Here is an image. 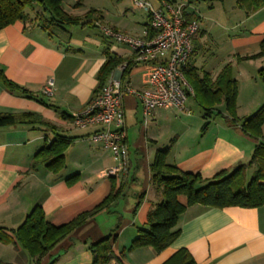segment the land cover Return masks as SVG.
Listing matches in <instances>:
<instances>
[{"label":"crops","instance_id":"obj_1","mask_svg":"<svg viewBox=\"0 0 264 264\" xmlns=\"http://www.w3.org/2000/svg\"><path fill=\"white\" fill-rule=\"evenodd\" d=\"M157 1L156 6L150 0L146 2L160 8L161 2L168 0ZM228 1L219 4L228 19V25H222L223 31L230 33L215 44L221 49L223 45H229V52L206 72L215 77L225 65L232 64L239 84L237 115L243 120L264 104V83L257 77L258 70L264 67V59L239 63L236 56L259 52L264 37V7L246 15L237 6V0H232L231 5ZM77 2L82 5L74 8ZM107 2L115 5L117 13L108 9ZM126 2L63 0L64 9L73 15L83 16L90 9L98 10L103 21L94 26L97 33L78 26L56 30L49 35L37 26H25L22 22L0 30V71L35 98L52 105L47 107L34 98L10 92L0 81V112L39 114L60 128L63 135L77 138L66 152V168L60 174H54L44 166L30 169L34 154L55 138L49 129L25 125L0 129V228L12 235L11 230L19 228L36 206L43 208L51 225L61 226L102 202L111 193L113 181L117 188L122 189L109 211L101 212L76 229L40 262L30 259L15 244L0 242V264H50L55 260L56 264H92L90 244L109 236L117 226L113 257L108 264H164L183 248L189 251L197 264H264V206L255 209L191 206L179 219V237L165 250L156 253L153 248L146 247L122 255L138 231L148 228V214L161 201L152 185L150 172L156 152L162 150L154 124L163 119L170 120V111L178 110H158L146 127L143 120H138L137 123L146 128L142 141L131 119L132 116L135 118L139 108L142 110V105L133 95L124 97L129 162L127 172L114 177L105 175L113 166L110 152L91 139L99 127L78 128L74 125V115L84 110L96 96L97 74L106 60L105 52L126 58L134 56L129 46L120 47L118 44L109 47L106 40H115L107 38L100 25L136 38H145L147 34L148 14L141 30L133 26L129 31L122 25L129 11ZM191 8L201 18V31L193 42L191 58V63L199 68L197 60L205 54V43H210L208 35L212 27L204 24L195 5ZM147 73L144 67L135 66L125 79L123 74V81L133 89L143 90L148 85ZM49 80L54 82V96L51 98L42 94ZM181 112L191 114L187 107ZM200 137L198 140L174 138L168 162L183 172L211 179L240 163H248L255 150L254 141L246 138L239 127L232 126L228 120L223 125L212 124ZM74 176L79 178L69 184L67 180ZM180 201L186 204L185 197H180Z\"/></svg>","mask_w":264,"mask_h":264},{"label":"trees","instance_id":"obj_2","mask_svg":"<svg viewBox=\"0 0 264 264\" xmlns=\"http://www.w3.org/2000/svg\"><path fill=\"white\" fill-rule=\"evenodd\" d=\"M177 0H171L176 2ZM225 0H187L184 15L188 21L199 22L201 18L191 6L195 3L207 4L213 9L216 3ZM168 2V1H166ZM161 2V6H162ZM172 4V3H171ZM81 2L73 7L79 8ZM237 6L246 15L264 7V0H237ZM103 17L98 10L90 9L83 16L68 13L63 7V0H0V30L22 22L41 28L49 35L56 30L71 27H94L102 23ZM113 29V28H112ZM115 30V29H114ZM200 34V33H199ZM153 31L147 25V35L151 38ZM194 54V51H193ZM192 54V56H193ZM106 60L97 74L98 86L96 94L107 83L110 75L119 66L126 65L124 79L136 66L134 57H119L105 52ZM264 59V37L257 54L236 56L241 63L249 60ZM184 76L194 90L189 96L201 107L206 123L203 131L210 127L214 117H224L248 139L254 141L255 150L248 163H240L230 170L220 172L211 179H205L200 174L186 173L176 165L168 162V156L173 143L158 150L150 165L151 182L156 193L161 198L148 214L147 229H140L137 237L123 249L122 255L140 248L150 247L160 253L169 247L180 235L178 222L186 210L194 205L210 208L239 207L255 209L264 206V104L251 116L240 120L237 115V100L239 84L234 77L233 66L228 63L213 77L209 72L197 68L190 63L183 69ZM257 77L264 83V67L257 72ZM0 81L10 92H18L29 98H34L47 107L52 105L35 98L28 90L13 83L0 71ZM225 106V112L219 111V106ZM72 117V116H69ZM19 125L33 128L49 129L54 135L51 143L46 142L33 156L30 169L36 170L44 166L54 174H60L66 168V152L77 140L76 137L63 135L61 129L46 121L41 115L32 112H0V129ZM249 174L251 177L249 178ZM79 176L68 179L72 184ZM122 189L117 188L113 181L111 193L95 208L77 216L71 222L61 225H51L41 206H36L26 217L22 225L11 230L12 235L4 228H0V242L15 244L25 251L33 261L40 262L48 256L54 248L78 228L84 226L91 218L103 211H109L117 202ZM180 197L186 198V204L181 203ZM139 207V203L137 204ZM116 230L109 236L90 244L93 253L92 264H108L113 257V245L116 241ZM50 264H56V260ZM164 264H197L187 249L178 250Z\"/></svg>","mask_w":264,"mask_h":264},{"label":"built area","instance_id":"obj_3","mask_svg":"<svg viewBox=\"0 0 264 264\" xmlns=\"http://www.w3.org/2000/svg\"><path fill=\"white\" fill-rule=\"evenodd\" d=\"M133 2L136 8L145 9L148 14V26L153 31L151 38L132 37L101 25L100 28L107 38L131 48L136 66L148 71L147 87L136 90L127 86L123 81L126 65L119 66L89 105L73 117L78 128L99 127L91 139L101 143L112 156L113 166L105 173L108 177L128 170L129 148L123 112L127 94L135 96L141 103L145 127L158 110L186 111V100L194 94L183 69L191 61L193 42L201 28L199 22L188 21L184 15L187 0L176 6L164 1L160 8L141 0ZM42 94L49 98L54 96L53 80L46 83Z\"/></svg>","mask_w":264,"mask_h":264},{"label":"rangeland","instance_id":"obj_4","mask_svg":"<svg viewBox=\"0 0 264 264\" xmlns=\"http://www.w3.org/2000/svg\"><path fill=\"white\" fill-rule=\"evenodd\" d=\"M143 2H146L147 0H141ZM171 0H168V2ZM150 2L156 6V3H158L157 0H150ZM182 2V0H177L176 2H171L173 5L176 6L177 3ZM228 4H232V0L228 1ZM127 9V15L125 18L122 20V25L124 27H127L128 30L130 31L131 27L136 26L139 30L143 28V22L146 19V11L145 9H138L134 7L133 1L131 2L130 0H127L126 2ZM195 6L197 8V11L201 13L200 15L203 17V22L207 26H211L212 30H209V35L208 39L210 40V43H205L206 48L204 49L205 53L204 55H200L199 59L197 60V65L199 69H202L205 63V70L204 71H210L211 66L216 65L221 62L223 59L224 54H228L229 52V45L222 46H216L215 43H220L219 39L222 37H227L226 33H230L228 31H223V26L224 24L227 26L228 24V19L226 18V14L222 12V5L219 3H216L213 9L208 8L207 4L204 3H195ZM107 7L108 9L114 13H117V9L115 8V5L107 2ZM125 14V13H124ZM224 16V17H223ZM202 23V22H201ZM230 24H232V20L230 21ZM223 25V26H222ZM201 27V24H200ZM87 30H90L92 32L97 33L96 28L94 27H87ZM210 37V38H209ZM212 38L215 39V42L212 41ZM111 40V39H110ZM107 41V45L111 47L112 45H118L120 47H126L128 45L124 43H117L113 41ZM205 41H207L205 39ZM204 59V61H203ZM237 61V60H236ZM238 62V61H237ZM262 82V81H261ZM185 106L191 110V114L188 115L184 112L174 110L170 111L171 112V118L170 120H160L157 121L154 125H156V129L159 132V139H160V147L162 149L170 146L174 138H177L180 140H198L203 136L206 132L203 131V127L206 123V120L204 119V112L201 109V107L195 102L193 98H188L186 100ZM219 111L220 112H225V106H219ZM136 118V121H135ZM134 116L131 117L133 120V128L137 135L142 136V141H144L145 138V130L146 128L141 125L140 123H137V121L143 120V115H142V110L139 108L137 110V113ZM227 119L224 117L216 116L214 119H212L211 124H226ZM152 126V125H151ZM210 128V127H209ZM208 128V130H209ZM232 130H235L232 128ZM211 133V132H210ZM137 138V137H136ZM133 157V154H132ZM250 161V160H249ZM248 161V162H249ZM251 177V174H249V178Z\"/></svg>","mask_w":264,"mask_h":264}]
</instances>
